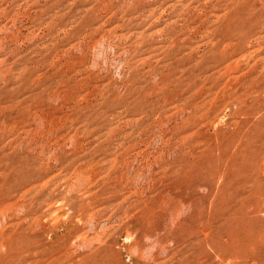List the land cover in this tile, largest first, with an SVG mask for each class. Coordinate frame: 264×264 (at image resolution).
I'll use <instances>...</instances> for the list:
<instances>
[{
	"label": "rangeland",
	"instance_id": "rangeland-1",
	"mask_svg": "<svg viewBox=\"0 0 264 264\" xmlns=\"http://www.w3.org/2000/svg\"><path fill=\"white\" fill-rule=\"evenodd\" d=\"M0 264H264V0H0Z\"/></svg>",
	"mask_w": 264,
	"mask_h": 264
}]
</instances>
